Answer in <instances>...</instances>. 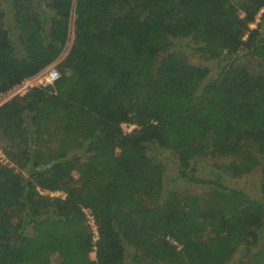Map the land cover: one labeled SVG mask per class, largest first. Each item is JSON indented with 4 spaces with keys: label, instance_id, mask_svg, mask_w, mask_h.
Segmentation results:
<instances>
[{
    "label": "trees",
    "instance_id": "obj_1",
    "mask_svg": "<svg viewBox=\"0 0 264 264\" xmlns=\"http://www.w3.org/2000/svg\"><path fill=\"white\" fill-rule=\"evenodd\" d=\"M182 38L232 61L210 78ZM65 51L0 106V264H264V199L225 176L260 167L264 193V0H0V92ZM160 149L208 189L166 193Z\"/></svg>",
    "mask_w": 264,
    "mask_h": 264
},
{
    "label": "rangeland",
    "instance_id": "obj_2",
    "mask_svg": "<svg viewBox=\"0 0 264 264\" xmlns=\"http://www.w3.org/2000/svg\"><path fill=\"white\" fill-rule=\"evenodd\" d=\"M4 4H6V1H4ZM261 20V19H260ZM260 22V21H258ZM257 21L253 24L252 27L255 28L257 26ZM73 29L70 34V41L68 42V47L71 45L73 41ZM175 44L177 47L182 50L188 60L196 65L200 66H205L208 67L210 70V78L216 77L221 68L226 65L227 63H230L232 60L231 59H206L196 49V43L191 39V38H182L176 40ZM67 51L63 52L62 55L53 63L54 65L57 66L58 62L61 61ZM241 54H244V52H241ZM244 61L243 57H240L237 60V63H241ZM134 129V127L131 129L130 126H127L125 129L126 132H130ZM157 156L159 159H162V162L165 165L166 168V173H165V190L166 193L170 190H189L191 192L195 193H203L208 189V186L205 184H200V183H191L184 178H182L177 170L176 166V159L173 153L169 150L166 149H160L157 153ZM231 156L229 155H224L221 157H216V158H203L198 160V165H197V171L198 174L200 175H208L210 172H212L211 168L212 166L216 165L217 163H226L230 161ZM228 182L232 184L233 186H241L247 190L248 193H250L251 196L259 199H264V193L261 191L260 186H259V181L261 178V169L256 168L254 171H252L249 174H246L242 177H237V178H231L227 174H225ZM133 251V248H130L128 250V255ZM92 256H95V253L92 254ZM243 256L242 251H238L232 259H230L226 264H239V261L241 257ZM129 260V256L127 258Z\"/></svg>",
    "mask_w": 264,
    "mask_h": 264
},
{
    "label": "built area",
    "instance_id": "obj_3",
    "mask_svg": "<svg viewBox=\"0 0 264 264\" xmlns=\"http://www.w3.org/2000/svg\"><path fill=\"white\" fill-rule=\"evenodd\" d=\"M261 12L257 16V20H256L257 22L260 21ZM59 77H60L59 69L57 68L56 65L51 64L42 71H40L39 73L30 76L28 78H25L22 82L16 84L10 90L6 92H0V106L15 96H23L27 94L34 87L53 85L54 82ZM123 126L124 129H126L127 126H130L131 129L133 127L134 128L136 127L135 124H128V123H124ZM0 167H9V168H14L16 171H20L19 167L8 156L1 143H0ZM40 192L54 197H66V192H64L63 190H40ZM85 211L88 217V221L94 232V241H96L99 236H98V228L95 222L94 215L91 213L89 209H85Z\"/></svg>",
    "mask_w": 264,
    "mask_h": 264
}]
</instances>
